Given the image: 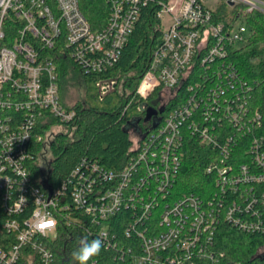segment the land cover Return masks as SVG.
Segmentation results:
<instances>
[{
	"label": "built area",
	"instance_id": "built-area-1",
	"mask_svg": "<svg viewBox=\"0 0 264 264\" xmlns=\"http://www.w3.org/2000/svg\"><path fill=\"white\" fill-rule=\"evenodd\" d=\"M106 1L110 17L96 32L79 0H0V264H63L50 247L61 224L115 246L111 219L123 206L134 210L126 233L138 238V247L120 254L131 264H220L226 255L216 246L222 216L243 230L264 233V138L254 135L264 114L251 108L255 83L232 58L251 40L247 15L264 14V0ZM151 2L159 4L162 38L137 87L145 100L139 109H160L186 84L183 101L144 136L133 135L136 152L120 170L84 160L86 168L73 170L62 185H39L33 168L46 163L40 143L77 117L62 101L56 58L67 53L82 70L107 71L119 61L142 6ZM222 2L228 13L220 10ZM197 66L198 81L189 83ZM96 85L104 97L116 81ZM160 87L153 99L159 106L146 103ZM183 128L186 140L214 149L206 172L217 192L207 198L173 195ZM246 141L247 156L237 161L235 148ZM158 210L153 231L146 221ZM45 214L56 225L41 232L36 225Z\"/></svg>",
	"mask_w": 264,
	"mask_h": 264
},
{
	"label": "trees",
	"instance_id": "trees-1",
	"mask_svg": "<svg viewBox=\"0 0 264 264\" xmlns=\"http://www.w3.org/2000/svg\"><path fill=\"white\" fill-rule=\"evenodd\" d=\"M79 1L81 10L93 30L101 31L110 17L109 3L106 0ZM158 8L157 2L142 6L140 18L119 61L105 72L82 70L67 53L56 58L62 101L68 108L76 109L77 117L69 125V132L57 133L50 141L40 143V148L49 146L52 156L50 160H46L44 168L36 164L33 168V176L39 185L42 180H48L53 187L62 185L72 177L73 170L78 167L83 170L86 168L84 160L88 166L97 162L106 168L120 170L136 152V140L133 135L144 136L151 130L155 121L163 122L168 112L183 101L187 92L186 84L178 89L176 96L165 105L160 116L153 117V123L144 122L145 111L139 109L145 100L137 95V87L150 64L153 50L162 38ZM220 8L226 13L231 10L223 2ZM247 23L254 32L253 36L232 58L243 75L251 83H255L251 93V108L264 114V14H248ZM200 70L197 66L188 80L189 83L198 81ZM71 73L78 74L84 85L83 97L75 100H68L66 96ZM105 79H114L116 85L101 97L96 84ZM160 92L161 87L154 91L146 103L158 107L159 102H154L153 99L156 100ZM53 122L55 123V120ZM224 124L226 125L225 122ZM182 131L185 143L173 195L182 197L195 194L207 198L216 194L215 180L206 172V166L210 162L208 156L214 153V149L196 139L186 140L187 129L183 128ZM254 135L264 138V115L261 126L254 128ZM248 145L246 141L239 148H235L237 161L247 156ZM220 152V149L216 150V153ZM133 213L134 210L130 206H123L111 219V230L116 234L117 245L103 246L100 255L94 258L98 264H131L129 257L121 258L120 254L122 249L125 251L129 246L138 247L137 235L131 233V236H128L126 233L133 220ZM159 214V210L154 211L153 216L146 221L153 231L158 226ZM221 218L216 230V246L225 250L226 255L220 264H234L236 261L241 264H264V254L259 253L264 247V233L248 232L225 220L223 216ZM83 236L86 234L81 227L61 224L58 238L50 243V247L63 264H76L71 253L78 247Z\"/></svg>",
	"mask_w": 264,
	"mask_h": 264
},
{
	"label": "clouds",
	"instance_id": "clouds-1",
	"mask_svg": "<svg viewBox=\"0 0 264 264\" xmlns=\"http://www.w3.org/2000/svg\"><path fill=\"white\" fill-rule=\"evenodd\" d=\"M37 228L41 232L49 231L56 225V220L50 215H42L38 217ZM104 246L101 238L89 239L87 236L80 238L78 247L71 253L72 259L76 264H91L94 258L99 256Z\"/></svg>",
	"mask_w": 264,
	"mask_h": 264
},
{
	"label": "rangeland",
	"instance_id": "rangeland-1",
	"mask_svg": "<svg viewBox=\"0 0 264 264\" xmlns=\"http://www.w3.org/2000/svg\"><path fill=\"white\" fill-rule=\"evenodd\" d=\"M79 74V72H78ZM76 73H71L70 77L68 78V90L66 92V96L68 100H75L76 98L83 97L84 93V85L81 83L80 78ZM55 134L57 133H67L69 132V125L67 124H59L53 130ZM52 154L49 146H46L44 159L50 160ZM46 166V163H45Z\"/></svg>",
	"mask_w": 264,
	"mask_h": 264
},
{
	"label": "water",
	"instance_id": "water-1",
	"mask_svg": "<svg viewBox=\"0 0 264 264\" xmlns=\"http://www.w3.org/2000/svg\"><path fill=\"white\" fill-rule=\"evenodd\" d=\"M164 107H165V106H162L160 109H155V108H153V107L148 108V109H147V112H146V117L144 118V120H145V121H149V120H151L153 116L157 115V114L160 113V112H163L164 109H165ZM157 125H158V122L155 121L153 127H156ZM44 186H45L46 188H50V186H49L47 180L44 181Z\"/></svg>",
	"mask_w": 264,
	"mask_h": 264
},
{
	"label": "flooded vegetation",
	"instance_id": "flooded-vegetation-1",
	"mask_svg": "<svg viewBox=\"0 0 264 264\" xmlns=\"http://www.w3.org/2000/svg\"><path fill=\"white\" fill-rule=\"evenodd\" d=\"M141 121V120H140ZM140 121H138V122H140ZM144 122H145V120H144Z\"/></svg>",
	"mask_w": 264,
	"mask_h": 264
}]
</instances>
